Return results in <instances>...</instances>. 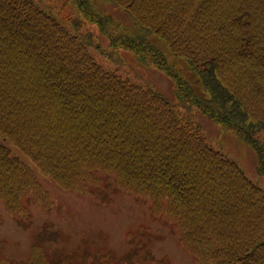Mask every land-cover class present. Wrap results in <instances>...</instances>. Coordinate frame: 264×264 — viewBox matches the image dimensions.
Returning <instances> with one entry per match:
<instances>
[{"label":"trees","instance_id":"16d2710c","mask_svg":"<svg viewBox=\"0 0 264 264\" xmlns=\"http://www.w3.org/2000/svg\"><path fill=\"white\" fill-rule=\"evenodd\" d=\"M105 1L132 27L92 0H74L68 17L51 0H0L5 213L25 225L31 206L52 211L39 177L84 197L111 182L174 226L193 264H264V191L212 147L195 120L198 113L235 135L264 178V0ZM151 38L185 64L201 94ZM89 49L117 69L104 68ZM121 52L163 74L173 100L129 82L113 57ZM99 256L108 262L107 253ZM49 257L36 244L24 262L0 264H54Z\"/></svg>","mask_w":264,"mask_h":264},{"label":"rangeland","instance_id":"374dc122","mask_svg":"<svg viewBox=\"0 0 264 264\" xmlns=\"http://www.w3.org/2000/svg\"><path fill=\"white\" fill-rule=\"evenodd\" d=\"M51 1L64 8L60 16L73 15L74 0H70L66 7L64 4L68 0ZM92 1L97 11L132 27L131 19L122 11L105 0ZM92 31L97 33L95 29ZM98 41L101 49L107 50L105 40L99 38ZM150 41L171 66L184 70L183 75L193 90L201 94L197 78L185 64L173 58L162 42L153 38ZM88 51L104 68L117 69L116 64L108 62L95 50ZM113 57L116 63L120 62L121 74L127 76L129 82H146L165 98L173 100L172 83L163 74L141 67L124 52ZM195 120L213 141V148L235 162L252 183L264 190V179L257 177L254 152L235 135L222 126H214L200 114H195ZM4 144L31 167L28 160L10 144ZM39 179L53 200V209L43 213L38 206H31L30 221L23 225L7 215L0 202V259L24 262L31 247L41 244L54 264H84L88 260L91 264H102L99 255L104 253L109 256L106 260L108 262L104 264H192L190 257L179 245L178 230L155 218L146 201L115 189L111 182L94 197H84L78 193H66L48 180Z\"/></svg>","mask_w":264,"mask_h":264}]
</instances>
